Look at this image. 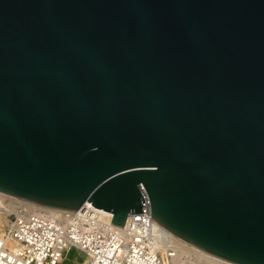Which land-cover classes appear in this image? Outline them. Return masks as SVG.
I'll use <instances>...</instances> for the list:
<instances>
[{
	"label": "water",
	"instance_id": "1",
	"mask_svg": "<svg viewBox=\"0 0 264 264\" xmlns=\"http://www.w3.org/2000/svg\"><path fill=\"white\" fill-rule=\"evenodd\" d=\"M0 191L264 264V0H0Z\"/></svg>",
	"mask_w": 264,
	"mask_h": 264
},
{
	"label": "built area",
	"instance_id": "2",
	"mask_svg": "<svg viewBox=\"0 0 264 264\" xmlns=\"http://www.w3.org/2000/svg\"><path fill=\"white\" fill-rule=\"evenodd\" d=\"M21 200L0 191V264H60L73 247L86 264H198L193 250L152 225L148 197L146 212L130 214L124 227L91 202L77 211H31Z\"/></svg>",
	"mask_w": 264,
	"mask_h": 264
},
{
	"label": "bare ground",
	"instance_id": "3",
	"mask_svg": "<svg viewBox=\"0 0 264 264\" xmlns=\"http://www.w3.org/2000/svg\"><path fill=\"white\" fill-rule=\"evenodd\" d=\"M21 203H22L21 204L22 206L28 208L31 211H38V210L49 211V210L56 209V208H53V207H48V206H45V205H40V204H37V203L25 201V200H21ZM182 247L185 248V249H189V248H186L184 246H182ZM189 250H192V249H189ZM193 251L196 253L198 264H231V262L229 263L228 261H225V260L210 256V255H207V254L195 251V250H193ZM75 256H74V258H75Z\"/></svg>",
	"mask_w": 264,
	"mask_h": 264
},
{
	"label": "crops",
	"instance_id": "4",
	"mask_svg": "<svg viewBox=\"0 0 264 264\" xmlns=\"http://www.w3.org/2000/svg\"><path fill=\"white\" fill-rule=\"evenodd\" d=\"M81 251L82 250L77 248V247H73L70 250H68L65 253L67 262H69V264H86L85 262L87 261V259L86 258H80L81 257L80 255L83 253V251L82 252ZM74 256H75V258H74Z\"/></svg>",
	"mask_w": 264,
	"mask_h": 264
},
{
	"label": "rangeland",
	"instance_id": "5",
	"mask_svg": "<svg viewBox=\"0 0 264 264\" xmlns=\"http://www.w3.org/2000/svg\"><path fill=\"white\" fill-rule=\"evenodd\" d=\"M80 256H81L80 258H86V253L83 251V253ZM60 264H69V262H67V259H66L65 255H64L63 260L61 261Z\"/></svg>",
	"mask_w": 264,
	"mask_h": 264
}]
</instances>
